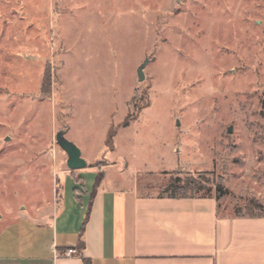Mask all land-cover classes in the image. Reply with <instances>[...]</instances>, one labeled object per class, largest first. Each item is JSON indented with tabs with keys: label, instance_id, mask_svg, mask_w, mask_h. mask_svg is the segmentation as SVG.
<instances>
[{
	"label": "rangeland",
	"instance_id": "374dc122",
	"mask_svg": "<svg viewBox=\"0 0 264 264\" xmlns=\"http://www.w3.org/2000/svg\"><path fill=\"white\" fill-rule=\"evenodd\" d=\"M65 128L106 181L160 194L178 173L222 183L225 214L264 205V0H0V225L79 172Z\"/></svg>",
	"mask_w": 264,
	"mask_h": 264
},
{
	"label": "crops",
	"instance_id": "0c3cea01",
	"mask_svg": "<svg viewBox=\"0 0 264 264\" xmlns=\"http://www.w3.org/2000/svg\"><path fill=\"white\" fill-rule=\"evenodd\" d=\"M78 170L62 177L52 209L0 225V264H264V216L225 214L214 194L161 197L133 178L96 184L94 167ZM68 247L78 254L57 256Z\"/></svg>",
	"mask_w": 264,
	"mask_h": 264
},
{
	"label": "trees",
	"instance_id": "16d2710c",
	"mask_svg": "<svg viewBox=\"0 0 264 264\" xmlns=\"http://www.w3.org/2000/svg\"><path fill=\"white\" fill-rule=\"evenodd\" d=\"M130 116L126 118V120L123 123V126H127L129 124L130 121ZM115 130L111 129L109 132V139L108 142L110 146H112V137L114 135ZM101 176L98 175L97 176V181L96 184L98 183V181L100 180ZM203 190V193H200V191ZM212 187H207L204 186L203 182L198 179L195 178L193 176H186V177H182L181 175H179L178 173H174L169 181L166 183V185H164L161 193L159 194L161 197L162 196H167L170 198H186V197H209L211 196L212 193ZM214 195L216 197V199H221L222 196H224L225 194L228 193V191L226 189H224V186L222 185V183L217 182L216 186H215V191H214ZM249 213L247 214H236V215H246V216H251V217H257V216H264V205L262 203H260L259 200H257L256 198H252L249 201ZM80 245L83 246L84 245V241H83V232L81 231L80 233ZM87 264H90L88 260H86Z\"/></svg>",
	"mask_w": 264,
	"mask_h": 264
},
{
	"label": "water",
	"instance_id": "95a60500",
	"mask_svg": "<svg viewBox=\"0 0 264 264\" xmlns=\"http://www.w3.org/2000/svg\"><path fill=\"white\" fill-rule=\"evenodd\" d=\"M151 61V58L146 57L145 60L137 68L138 81L142 82L145 79V67ZM68 128L61 129L56 133L57 144L66 152L67 154V166L70 170H78L86 168L88 165L87 160H85L81 155V150L79 147L67 139L66 133ZM228 132H232V126L228 128Z\"/></svg>",
	"mask_w": 264,
	"mask_h": 264
},
{
	"label": "built area",
	"instance_id": "2783aa9c",
	"mask_svg": "<svg viewBox=\"0 0 264 264\" xmlns=\"http://www.w3.org/2000/svg\"><path fill=\"white\" fill-rule=\"evenodd\" d=\"M78 249L76 247H68L61 252H57V256H73L78 254Z\"/></svg>",
	"mask_w": 264,
	"mask_h": 264
}]
</instances>
